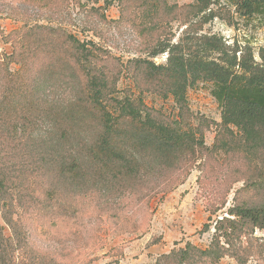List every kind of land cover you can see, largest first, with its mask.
Masks as SVG:
<instances>
[{"label":"trees","instance_id":"16d2710c","mask_svg":"<svg viewBox=\"0 0 264 264\" xmlns=\"http://www.w3.org/2000/svg\"><path fill=\"white\" fill-rule=\"evenodd\" d=\"M18 1L42 8L55 0ZM116 1L127 8L136 0ZM140 1L148 18L144 26L158 30L160 19H151L156 0ZM161 3L166 13L176 10ZM217 3L194 0L183 9L190 18L201 16L200 31L216 17L209 8ZM230 4L238 17L264 23V0ZM187 29L176 44L164 40L153 48L151 59L167 54L164 65L130 63L136 86L149 89L141 92L173 100L178 120L172 121L147 109L140 97H113L117 78L96 68L95 54L75 37L37 25L6 35L0 26V41L12 48L10 55L0 51V264H56L29 243L34 217L52 219L53 226L76 218L81 201L94 192L167 193L175 175H188L198 159L217 155L244 165L240 192L247 199L215 221L205 250L187 243L155 264H218L225 257L236 264L264 263V237L254 236L264 234V49L255 60L249 46L230 47L215 35L187 39ZM199 83L212 86L218 124L193 118L189 110L187 92ZM212 125L216 135L208 148L204 134Z\"/></svg>","mask_w":264,"mask_h":264},{"label":"rangeland","instance_id":"374dc122","mask_svg":"<svg viewBox=\"0 0 264 264\" xmlns=\"http://www.w3.org/2000/svg\"><path fill=\"white\" fill-rule=\"evenodd\" d=\"M230 1L218 0L210 6L216 17L201 26L200 31L197 25L201 16L190 18L183 9L193 5L194 0H165L166 6L176 7L168 13L163 11L161 0H156L151 19L159 18L160 27L155 31L144 26L148 25V18H144L146 7L140 6V0L127 8L116 0H55L42 8L4 0L0 2V26L6 35L37 25L75 37L95 54L96 68L117 78L113 97H140L147 109L177 121L173 100L141 92L149 89L136 86L130 63L152 60L164 65L167 54L151 59L153 48L164 40L176 44L185 37L187 28V39L194 35L219 36L227 46H249L258 60V50L264 49V23L258 18L238 17ZM148 11L150 14L153 8L148 7ZM0 51L10 55L12 48L0 41ZM10 70H18V66L11 65ZM211 91L212 86L207 83L188 90V107L193 118L202 116L218 124L221 111ZM215 135L216 127L212 125L204 134L206 147L213 145ZM224 159L222 155L198 159L188 175L174 176L177 181L164 194L127 192L106 197L94 192L81 201L82 210L76 218L57 220L53 226L52 219L41 217L35 222L39 218L36 216L27 229L29 243L46 261L56 264H155L159 256L184 248L187 243L205 250L215 221L226 217L239 200L247 199L240 192L247 177L246 168L235 162L228 164ZM205 224L211 226L208 232L202 231ZM4 235L9 237L8 228L4 227ZM254 236L263 238L264 234L256 232ZM218 264L236 263L225 257ZM248 264L264 263L250 259Z\"/></svg>","mask_w":264,"mask_h":264}]
</instances>
